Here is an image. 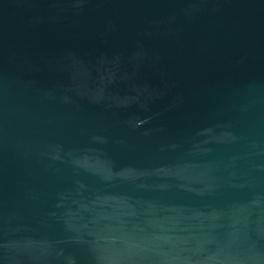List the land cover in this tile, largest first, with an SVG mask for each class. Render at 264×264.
<instances>
[{"label": "water", "instance_id": "water-1", "mask_svg": "<svg viewBox=\"0 0 264 264\" xmlns=\"http://www.w3.org/2000/svg\"><path fill=\"white\" fill-rule=\"evenodd\" d=\"M0 264H264V0H0Z\"/></svg>", "mask_w": 264, "mask_h": 264}]
</instances>
